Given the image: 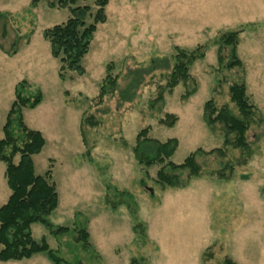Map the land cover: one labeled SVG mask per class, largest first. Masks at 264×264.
<instances>
[{
    "label": "rangeland",
    "instance_id": "1",
    "mask_svg": "<svg viewBox=\"0 0 264 264\" xmlns=\"http://www.w3.org/2000/svg\"><path fill=\"white\" fill-rule=\"evenodd\" d=\"M29 2L0 0V11H10L1 12L9 16L0 19V43L5 49L17 43L11 56L0 50V138L14 86L26 79L43 94L35 108L23 109V119L45 139L32 159L37 174L51 166L58 205L48 218L53 225L71 226L76 212L86 216L89 240L99 256L75 249L72 253L65 246L70 238L59 245L39 223L31 225L33 238L45 237L65 258L77 255L80 264H129L132 257H142L148 264H201V254L209 246L214 252L209 264L224 255L237 264H264V120L247 132L254 154L228 180L193 177L184 189H161L154 181L158 167L137 164L131 151L137 132L145 126L158 140L177 138L174 163L197 148L208 151L222 145L219 131L205 126L201 111L210 97L218 105L229 103L227 85L238 75L236 69L215 71L216 47L211 42L224 31L243 29L237 55L247 93L264 117V0H108L107 20L98 25L82 59L85 73L67 72L65 80L58 78L59 61L51 56L42 30L65 21L69 13L43 3L28 10ZM197 44L205 45L206 51L190 68L197 89L186 101L180 100L183 88L178 85L164 95L160 111L148 108L157 86L164 83L160 71L150 78L144 75L130 102L119 104L118 95L105 97L98 105L92 100L108 62L124 88L128 69L142 71L152 59L169 56L174 45L191 49ZM165 113L177 116L173 127L159 124ZM83 115H92L96 124H86L81 134ZM228 154L236 158L240 153L229 149ZM198 161L218 166L211 156ZM3 171L0 162V205L10 194ZM106 184L134 196V217L124 205L112 210L105 203ZM137 222L145 227L142 240L132 230ZM0 264L51 262L37 253Z\"/></svg>",
    "mask_w": 264,
    "mask_h": 264
},
{
    "label": "trees",
    "instance_id": "2",
    "mask_svg": "<svg viewBox=\"0 0 264 264\" xmlns=\"http://www.w3.org/2000/svg\"><path fill=\"white\" fill-rule=\"evenodd\" d=\"M90 2L94 8L88 3ZM43 3L47 8L67 9V19L59 24L42 30V37L49 43L50 54L58 59V78L66 79L67 72H74L81 76L85 73L82 59L87 54L90 42L99 24L106 22V6L108 0H30L28 10ZM7 13H0V19H6ZM5 22L2 23L5 31ZM243 29L228 30L218 34L211 44L216 47L215 71L236 69L237 77L227 85L229 103L218 105L210 97L202 105L201 119L211 130H218L222 136V145L208 151L197 148L190 152L181 163H174L171 157L177 149V138L164 141L149 136V127L141 128L131 147L134 160L144 168L157 166L154 181L161 188L184 189L191 178L211 176L228 180L236 167L244 166L254 154L252 144L247 139V132L253 124L264 120L255 104L247 93L245 72L242 61L237 55L239 33ZM32 31L30 32V34ZM3 35V34H2ZM16 41L9 49L0 50L11 56L16 51ZM206 46L197 44L187 49L177 45L172 47L169 56L157 57L151 60V65L144 69H128L126 71L127 84L124 88L119 85V73H113V63L105 65V75L100 81L98 92L92 100L101 104L105 97L119 96L120 102H130L136 89L143 83L144 75L152 77L154 71H160L164 83L158 85L155 97L148 102L149 109L160 111L164 102V95L171 93L181 85L183 91L181 101H186L197 89V83L190 73V68L197 60L205 56ZM69 78V77H68ZM43 98L39 88H32L31 84L22 79L14 86V98L10 104L4 124L3 137L0 138V162L4 164L3 176L10 194L0 205V262L29 259L34 254L44 253L51 264H80L77 255L72 259L62 256L59 249L49 246L45 237L35 240L31 233V225L39 223L50 235L59 240L70 238L65 245L73 253L75 250L87 252L90 256L98 257L89 240L87 217L80 212L74 214L71 226L53 225L49 215L58 205V193L52 181V171L49 165L41 175L34 169L33 155L38 154L45 139L38 130L29 128L23 119L24 108H35ZM92 115L83 117L79 123V130L83 133L84 126L94 125ZM159 124L173 127L177 116L165 113L159 119ZM229 149H237L239 155L232 158ZM88 154V150H86ZM18 156L17 161L14 158ZM214 157L218 166L210 168L199 157ZM105 203L115 210L124 205L134 217L137 205L134 196L124 190H118L110 184L105 185ZM112 192V198L109 194ZM135 236L142 240L145 227L135 223L132 227ZM212 247H207L201 254V264H209L213 260ZM129 264H148L142 257H132ZM216 264H237L232 258L224 255Z\"/></svg>",
    "mask_w": 264,
    "mask_h": 264
},
{
    "label": "crops",
    "instance_id": "3",
    "mask_svg": "<svg viewBox=\"0 0 264 264\" xmlns=\"http://www.w3.org/2000/svg\"><path fill=\"white\" fill-rule=\"evenodd\" d=\"M28 5H29V4H28ZM28 5H27V6H28ZM1 12H7V13H10V11H0V13H1Z\"/></svg>",
    "mask_w": 264,
    "mask_h": 264
}]
</instances>
